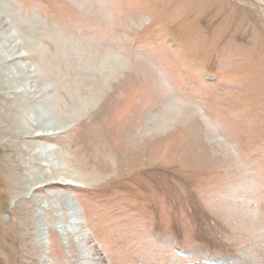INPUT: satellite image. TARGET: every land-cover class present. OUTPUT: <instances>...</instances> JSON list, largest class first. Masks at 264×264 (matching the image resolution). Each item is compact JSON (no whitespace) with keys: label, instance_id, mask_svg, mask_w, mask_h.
I'll return each instance as SVG.
<instances>
[{"label":"rangeland","instance_id":"374dc122","mask_svg":"<svg viewBox=\"0 0 264 264\" xmlns=\"http://www.w3.org/2000/svg\"><path fill=\"white\" fill-rule=\"evenodd\" d=\"M0 5L16 14L0 36V264H78L54 195L77 204L91 264H264V0ZM39 116L59 134L25 135ZM40 144L59 150V175Z\"/></svg>","mask_w":264,"mask_h":264},{"label":"bare ground","instance_id":"6f19581e","mask_svg":"<svg viewBox=\"0 0 264 264\" xmlns=\"http://www.w3.org/2000/svg\"><path fill=\"white\" fill-rule=\"evenodd\" d=\"M15 15H14V12L12 13L10 11V8H4V6L0 5V22L1 21H4L5 19L6 20L8 19V21H6V23H5V25H2L0 27V36H3V34L5 35V33H7L8 31L10 32L12 30V24H11V22H14V20L11 21V19ZM13 24H15V22ZM3 39L4 40L7 39V41L8 40L12 41V37H9V36H7V38L6 37H3ZM8 43H9V41H8ZM17 47L18 46L16 45L15 46V49ZM11 48H12V46L10 47V49ZM17 58L22 59L23 56L22 55H18ZM9 59H12V58H9ZM6 60L7 59H4V57H2V54H1V51H0V63L1 62H4V61L6 62ZM2 66H5V65L3 64ZM135 67H138V69L139 68H141V69L143 68V70L145 68L148 71V73H151V74H153L155 72V74L157 75L156 77H158V79H159V84L160 85L162 84L164 86L166 85L165 82H164V80H163V78L162 77H161V79L159 78L160 75L158 76L157 69L155 68V66L153 64H151L150 61L144 59V57H142L141 55H139ZM6 69H7V71H5L4 73H6V76H7V74H9L10 70L8 68H6ZM22 70H24L25 72L27 71V69H25L24 67L22 68ZM25 89L24 90L22 89V91H16L17 93L21 94L20 99H18L20 102L23 101L22 98H24V96L26 95V93H28V91H29V90H27L28 88H25ZM170 101H171V106L173 107V109L175 108V106L181 105L182 106L181 109L183 110L184 113H189L190 114L192 112H195V107L193 105L188 104V103H185V102H181L180 99L172 98ZM21 105H22V107H24L23 106L24 105L23 102H21ZM10 112H12V111H10ZM40 116L42 117L43 115L41 114ZM40 116H39V120H36L35 121V124L37 126L39 125L42 128H40V130H38L36 132L34 130H32L31 129L32 127H29L28 124L26 125V123H24L25 124L24 125L22 123L23 124L22 126L24 128L23 132H24L25 135H28V133L31 134L33 132V134H31L30 136L28 135L30 138H33V139H36V140H39V139L40 140L41 139L42 140H46V139H49V137H51L52 135H55L57 133L59 134V132H53V131L51 132L49 129L45 128V125L43 124L42 120L40 121V118H41ZM206 121H207V125H206L207 126V130L210 131V134L211 135H214V138H215V136L218 137L217 136L218 133L215 132L216 131L215 130L216 128L214 127V125L211 123L210 120H206ZM48 127H50V126H48ZM217 141H219L220 142L219 144H222L225 147V149H224L225 150V153H226L225 155L228 157L227 159L231 160V156L233 154L231 151H234L233 150L234 148L231 145H229L228 143H226L223 139H220L219 138ZM37 147L35 148V150H36L35 155L38 154L41 157L42 165L45 164V167H47V168L49 167L50 170L55 169L53 171L54 172L56 171V173H55L56 175H59L60 174V171H62L63 169H66L64 166L62 167V165H60L58 163V161H57V155H58V151L59 150H57L55 147H52V146H49V145H45L44 146V145H41L40 144V146H37ZM237 163H240V161L237 162ZM238 165L240 166V164H238ZM46 173H47L46 171H42V175H44ZM39 175L40 174H35V173L32 172L31 175H30V178H29V183H35L36 180L41 176V175L40 176ZM43 181H46V180H43ZM58 182H59V180H53V181L43 182V183H41V185H39L38 187L33 188V189L38 190V189H42L43 187L44 188H50V187H53V186L57 185ZM63 185L64 186H71V185H73V182L71 180H66V181L63 182ZM54 197L56 198L55 202H60V201H63L64 202L66 200V202H64V204H65L66 207L69 208L68 223H67V225L62 226L61 227V230H62L63 235H65L67 237L70 235L71 241L74 243V246H75V249H76V256L78 257V262L77 263L78 264H91V263H88V260L91 261V259H92L91 256H93V252H97L98 249H97V247L95 245L88 246V243H89V241L91 239L90 238V234L83 227L84 226V222H83V220H82V218L80 216V210H79L77 204H75L71 199H69L66 196L63 198V197L54 195ZM248 216L251 219V221H253V222L254 221H257V219H258L257 218V216H258L257 213H252V214H249ZM253 224H255V222ZM60 226H61V224H60ZM45 239L46 238L42 237V242L45 241ZM88 257H91V258L88 259Z\"/></svg>","mask_w":264,"mask_h":264}]
</instances>
